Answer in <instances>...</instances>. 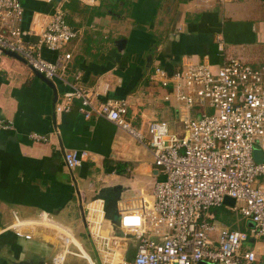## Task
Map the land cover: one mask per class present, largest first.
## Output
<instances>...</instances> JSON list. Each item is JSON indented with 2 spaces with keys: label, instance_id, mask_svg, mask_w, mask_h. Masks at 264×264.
Instances as JSON below:
<instances>
[{
  "label": "crops",
  "instance_id": "crops-1",
  "mask_svg": "<svg viewBox=\"0 0 264 264\" xmlns=\"http://www.w3.org/2000/svg\"><path fill=\"white\" fill-rule=\"evenodd\" d=\"M20 1L21 27L35 31L25 39L36 40V31L47 24L57 6L76 35L60 51L41 50L50 62L59 54L71 55L60 77L47 78L50 84L25 60L6 54L0 66V121L10 124L0 127V264H46L63 248L59 232L52 229L29 228L31 239L5 230L15 213L37 220L47 213L53 227L71 230L84 253L79 258L88 264H102L101 239L95 240L96 224H89L101 220L100 235L110 237L117 261L131 259L136 240L115 238L119 232L114 216L154 201L155 183L163 175L154 165L150 146L104 117L85 118L77 101L62 112L56 111L57 104L78 84L96 90L94 104L109 97L126 100L127 117L137 128L165 120L170 98L166 100V92L162 100L158 97L162 88L152 76L155 64L169 72L191 61H208L217 68L233 58L263 66L264 0ZM121 38L126 40L122 51L115 44ZM218 38L224 43L222 51ZM34 132L48 141L33 139ZM71 150L89 151L73 170L64 160ZM255 153L263 158L259 149ZM251 226L246 221L247 230ZM82 234L94 247L96 259L85 249ZM247 243L257 254L256 264H264V237L251 236ZM76 258L70 256L66 264H78Z\"/></svg>",
  "mask_w": 264,
  "mask_h": 264
},
{
  "label": "built area",
  "instance_id": "built-area-1",
  "mask_svg": "<svg viewBox=\"0 0 264 264\" xmlns=\"http://www.w3.org/2000/svg\"><path fill=\"white\" fill-rule=\"evenodd\" d=\"M23 15L20 0H0V66L9 51L46 78L60 77L71 55L59 54L50 62L41 50L60 51L75 37L64 10L56 7L47 24L36 31L34 41L25 39L35 31L22 29ZM217 41L222 51L224 43ZM153 79L165 90L166 100L173 97L183 103L177 108L183 132L176 133L167 120L148 122L154 165L163 178L155 183L152 203L122 210L115 223L119 232L115 238L122 234L136 240L131 259L117 261L110 237L100 235L102 221L89 220L90 225L96 224V230L92 227L95 240L101 239L102 264H256L255 250L245 245L251 236L264 237V65L254 67L233 58L213 68L208 61H191L169 72L157 63ZM96 95L94 88L75 84L63 94L56 111H67L77 101L85 118L104 117L145 145L146 136L127 117V101L109 97L94 104ZM200 107L204 111L199 116L194 109ZM0 127L10 124L0 121ZM31 137L48 141L36 132ZM256 149L263 154L261 160L255 157ZM88 156L87 150H71L64 160L73 170ZM225 196L234 198V206L223 203ZM223 205L249 219L250 231L223 226L213 211ZM52 224L47 213L40 220L15 213L5 230L26 239L32 238L29 228L59 232L63 248L46 264H66L70 256H83L71 230ZM214 232L216 237L211 236Z\"/></svg>",
  "mask_w": 264,
  "mask_h": 264
},
{
  "label": "rangeland",
  "instance_id": "rangeland-1",
  "mask_svg": "<svg viewBox=\"0 0 264 264\" xmlns=\"http://www.w3.org/2000/svg\"><path fill=\"white\" fill-rule=\"evenodd\" d=\"M5 57H6V55H4V58ZM153 75H154V70H153L152 76ZM154 82H155V85L156 86L160 87V84H159L158 80H155ZM158 92H159L158 93V97L162 100L164 98L165 90L160 89ZM161 100L159 102L160 105L163 104ZM182 104H183L182 102H180V101L176 100L175 98L171 97L170 98L169 105L167 104L168 105V107L166 109L167 113L164 116V119L167 120L170 123L171 129L174 130L176 133H182L183 132V128H182V125H181L180 120H179V113L177 111V108H179ZM171 108H172V110L174 112V115H173V112L170 113L171 112ZM194 111H198V115L200 116L202 114V112L204 111V107H200L198 110L194 109ZM147 126H148V124L146 125L145 128H137V127H135V128L138 129L139 131H141L144 134V136H146L144 143L149 145L150 144V135L148 133V127ZM126 134L129 135V136H131L132 138H134L129 133L126 132ZM261 181L264 182V177L262 178ZM234 215H235V217H237L236 218L237 219V222L238 221H241L243 219L240 216V214H234ZM246 221H247V224L250 222L249 219H247ZM121 236H123V235L121 234ZM211 236L212 237H216L217 236V232L212 233ZM81 241H82L83 245L85 246V249L92 256V258L96 259V257H97L96 256V251H95L94 247H92V245L90 244L89 240L86 238V235L85 234H82ZM247 244L250 245V243H247ZM74 260L78 264H88L87 263V260L86 259H83V258H79L78 257V258H76Z\"/></svg>",
  "mask_w": 264,
  "mask_h": 264
},
{
  "label": "trees",
  "instance_id": "trees-1",
  "mask_svg": "<svg viewBox=\"0 0 264 264\" xmlns=\"http://www.w3.org/2000/svg\"><path fill=\"white\" fill-rule=\"evenodd\" d=\"M213 211L215 212L217 218L226 225H228L230 228L249 231L246 228V221L243 220L238 225L234 223L237 217H235L233 212L227 210L224 205L221 207L214 208Z\"/></svg>",
  "mask_w": 264,
  "mask_h": 264
},
{
  "label": "water",
  "instance_id": "water-1",
  "mask_svg": "<svg viewBox=\"0 0 264 264\" xmlns=\"http://www.w3.org/2000/svg\"><path fill=\"white\" fill-rule=\"evenodd\" d=\"M54 1L57 2V1H60V0H54ZM125 42H126L125 38H121V39L116 40L115 44H116V47L118 48V50L122 51V50L124 49ZM6 54H7V55H10V56H13V57H15V58H18V59H20V60H24L21 56H19L18 54L14 53V52H9V51H8V52H6ZM36 73L40 74V76H42V78L45 79V80H46L47 82H49V84H50V81H49V80H48L43 74H41V73H39V72H37V71H36ZM255 157H256L257 160H261V159H258V158H257L256 153H255ZM223 203H224L225 205H228V206H234V204H235V200H234V198H232V197H230V196H225V198H224V200H223ZM82 217H83V220H84L85 224H87V223H86V214H85V212H84L83 209H82ZM114 219H115V221L117 222L118 219H119V214H116V215L114 216Z\"/></svg>",
  "mask_w": 264,
  "mask_h": 264
}]
</instances>
